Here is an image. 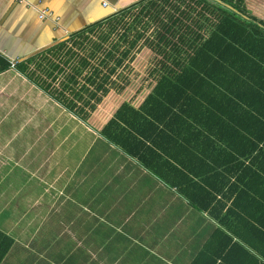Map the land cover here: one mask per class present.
Listing matches in <instances>:
<instances>
[{
	"label": "crops",
	"instance_id": "1",
	"mask_svg": "<svg viewBox=\"0 0 264 264\" xmlns=\"http://www.w3.org/2000/svg\"><path fill=\"white\" fill-rule=\"evenodd\" d=\"M139 1L0 0V264H216L215 217L101 132L176 79L223 17ZM244 5L264 21V0Z\"/></svg>",
	"mask_w": 264,
	"mask_h": 264
},
{
	"label": "trees",
	"instance_id": "2",
	"mask_svg": "<svg viewBox=\"0 0 264 264\" xmlns=\"http://www.w3.org/2000/svg\"><path fill=\"white\" fill-rule=\"evenodd\" d=\"M198 1L221 22L176 79L123 104L101 134L215 217L216 264H264V21L244 0ZM10 245L0 237L1 257Z\"/></svg>",
	"mask_w": 264,
	"mask_h": 264
},
{
	"label": "built area",
	"instance_id": "3",
	"mask_svg": "<svg viewBox=\"0 0 264 264\" xmlns=\"http://www.w3.org/2000/svg\"><path fill=\"white\" fill-rule=\"evenodd\" d=\"M107 6H108V4H107V2H106V3L104 4V7H107ZM46 14H47V12L45 11L43 14L40 15L39 19H44V16H45ZM2 56L5 57L4 55H1L0 58H3ZM10 65H11L12 68H14V67H16V62L11 61V62H10Z\"/></svg>",
	"mask_w": 264,
	"mask_h": 264
},
{
	"label": "water",
	"instance_id": "4",
	"mask_svg": "<svg viewBox=\"0 0 264 264\" xmlns=\"http://www.w3.org/2000/svg\"><path fill=\"white\" fill-rule=\"evenodd\" d=\"M215 2L221 3L220 0H214ZM230 8V7H229ZM231 9V8H230ZM245 19H248L247 17L244 16Z\"/></svg>",
	"mask_w": 264,
	"mask_h": 264
}]
</instances>
